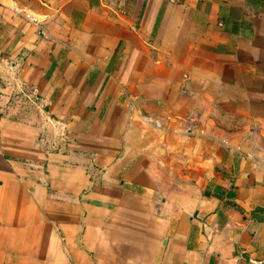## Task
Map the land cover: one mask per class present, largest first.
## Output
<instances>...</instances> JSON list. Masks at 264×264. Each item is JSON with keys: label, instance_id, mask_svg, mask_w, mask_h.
Returning a JSON list of instances; mask_svg holds the SVG:
<instances>
[{"label": "crops", "instance_id": "crops-1", "mask_svg": "<svg viewBox=\"0 0 264 264\" xmlns=\"http://www.w3.org/2000/svg\"><path fill=\"white\" fill-rule=\"evenodd\" d=\"M0 264H264V0H0Z\"/></svg>", "mask_w": 264, "mask_h": 264}, {"label": "built area", "instance_id": "built-area-1", "mask_svg": "<svg viewBox=\"0 0 264 264\" xmlns=\"http://www.w3.org/2000/svg\"><path fill=\"white\" fill-rule=\"evenodd\" d=\"M24 97L26 100L33 103L40 102V96L36 89H31ZM38 107L41 109L43 122L36 144L46 153L61 152L70 144V139H68L65 127L59 119L44 112L41 105Z\"/></svg>", "mask_w": 264, "mask_h": 264}]
</instances>
